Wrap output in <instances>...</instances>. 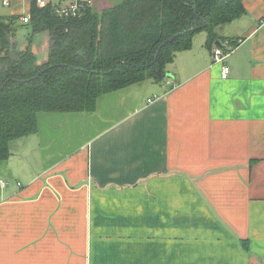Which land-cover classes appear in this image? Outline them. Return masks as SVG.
<instances>
[{
	"label": "crops",
	"instance_id": "crops-1",
	"mask_svg": "<svg viewBox=\"0 0 264 264\" xmlns=\"http://www.w3.org/2000/svg\"><path fill=\"white\" fill-rule=\"evenodd\" d=\"M8 1L18 25L31 0ZM243 6L215 28L238 39L227 78L201 30L162 81L113 91L117 114L77 150L1 185L0 264H264V0ZM107 94L65 116L105 120Z\"/></svg>",
	"mask_w": 264,
	"mask_h": 264
},
{
	"label": "trees",
	"instance_id": "trees-1",
	"mask_svg": "<svg viewBox=\"0 0 264 264\" xmlns=\"http://www.w3.org/2000/svg\"><path fill=\"white\" fill-rule=\"evenodd\" d=\"M54 6L31 0L30 19L22 21L32 33L25 49L13 39L20 16L0 15V162L13 139L37 132L40 112H91L103 94L147 78L160 82L197 32L221 44L215 28L244 12L243 0H115L77 17H61ZM43 31L49 51L39 62L32 42ZM241 242L248 251V240Z\"/></svg>",
	"mask_w": 264,
	"mask_h": 264
},
{
	"label": "rangeland",
	"instance_id": "rangeland-1",
	"mask_svg": "<svg viewBox=\"0 0 264 264\" xmlns=\"http://www.w3.org/2000/svg\"><path fill=\"white\" fill-rule=\"evenodd\" d=\"M98 12L103 10V6L94 5ZM32 37L31 28L24 25L23 22L18 23L13 33V39L18 49L27 48ZM46 32H39L33 36L32 49L37 55L39 62L47 58L40 47L45 43ZM168 75V73H167ZM148 80V78H147ZM146 79L144 81H147ZM146 83V82H141ZM142 85V84H138ZM120 92L109 93L101 99V103L107 100V107L104 109L105 120L95 121L87 129L82 128L77 118L73 116H65V112H40L38 115L39 133H32L27 136L13 139L10 142V156L7 161L0 162V180L7 182L12 188H18L17 183L25 184V176L30 172H41L47 168L52 162L58 160L77 150L86 138L91 136L101 126V121L109 122L117 114L114 111V103ZM114 104V105H113ZM76 117V116H74ZM69 121V126H67ZM0 184V196L4 193V188Z\"/></svg>",
	"mask_w": 264,
	"mask_h": 264
},
{
	"label": "built area",
	"instance_id": "built-area-1",
	"mask_svg": "<svg viewBox=\"0 0 264 264\" xmlns=\"http://www.w3.org/2000/svg\"><path fill=\"white\" fill-rule=\"evenodd\" d=\"M50 2H54V11L61 17H77L83 14L87 6L92 5V0H37L39 6L44 7ZM8 4V0H4ZM30 19L29 15H23L22 21L27 23ZM234 49L229 40H224L221 44H215L212 48L213 60L216 63H222L221 77L227 78L230 74V67L225 63V58ZM151 101V99H150ZM2 186L6 185V181L0 180ZM20 184V183H19Z\"/></svg>",
	"mask_w": 264,
	"mask_h": 264
},
{
	"label": "water",
	"instance_id": "water-1",
	"mask_svg": "<svg viewBox=\"0 0 264 264\" xmlns=\"http://www.w3.org/2000/svg\"><path fill=\"white\" fill-rule=\"evenodd\" d=\"M173 38L171 37V38H169L168 39V41H170V40H172ZM157 55H158V52H157ZM36 77H38V75H36L35 77H33V78H36ZM31 79H28V81H30Z\"/></svg>",
	"mask_w": 264,
	"mask_h": 264
}]
</instances>
